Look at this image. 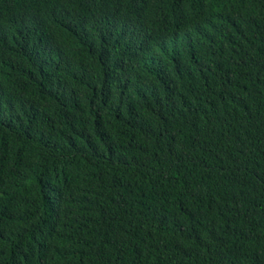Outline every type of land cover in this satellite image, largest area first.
<instances>
[{
    "label": "trees",
    "instance_id": "1",
    "mask_svg": "<svg viewBox=\"0 0 264 264\" xmlns=\"http://www.w3.org/2000/svg\"><path fill=\"white\" fill-rule=\"evenodd\" d=\"M0 264H264V0H0Z\"/></svg>",
    "mask_w": 264,
    "mask_h": 264
}]
</instances>
